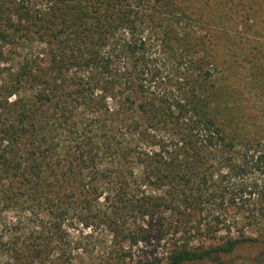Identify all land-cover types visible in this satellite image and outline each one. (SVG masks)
I'll return each mask as SVG.
<instances>
[{"label":"trees","instance_id":"16d2710c","mask_svg":"<svg viewBox=\"0 0 264 264\" xmlns=\"http://www.w3.org/2000/svg\"><path fill=\"white\" fill-rule=\"evenodd\" d=\"M49 1L0 0V264H263L264 0Z\"/></svg>","mask_w":264,"mask_h":264},{"label":"rangeland","instance_id":"374dc122","mask_svg":"<svg viewBox=\"0 0 264 264\" xmlns=\"http://www.w3.org/2000/svg\"><path fill=\"white\" fill-rule=\"evenodd\" d=\"M48 3H50L49 0H17V2L15 3V7H14V13H15V21H17L18 19V15L16 14V10L15 8H18V10H20L22 8V6L26 7V8H29V9H32L34 11H44L47 6H48ZM23 7V8H24ZM22 27V30L21 31H17V36H18V41H20L21 43H24V46L22 47H19L16 52H28V51H31V50H34L37 45L36 43L37 42H34L33 43V39H29L26 35V30L23 29V26ZM236 264H254L252 261H245V260H239L237 259L235 261ZM264 264V263H263Z\"/></svg>","mask_w":264,"mask_h":264}]
</instances>
